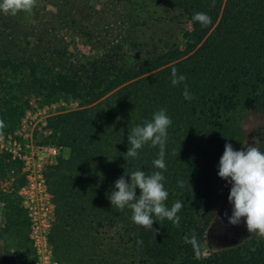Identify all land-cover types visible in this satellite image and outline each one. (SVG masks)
<instances>
[{
	"label": "trees",
	"instance_id": "obj_1",
	"mask_svg": "<svg viewBox=\"0 0 264 264\" xmlns=\"http://www.w3.org/2000/svg\"><path fill=\"white\" fill-rule=\"evenodd\" d=\"M164 1L190 16L194 43L213 29L189 58L167 65L173 52H166L142 62L141 71L130 76L127 72L132 69L125 70L124 79L119 78L122 66L114 64L107 71L118 70V74L103 75L104 62L88 79L40 75L36 65L31 67L30 87L85 102L82 109L55 118L53 137L70 148V157L45 172L55 195L53 242L62 264H264V238L209 255L203 254L202 245L210 221L205 211L214 191L212 159L234 141L229 117L245 103L264 111V0ZM195 13H206L211 23L202 26L193 20ZM8 63L15 72L19 69ZM173 67L187 77L193 99L184 98L183 84L172 85ZM8 104L9 115L4 113L8 117L23 114L21 108ZM160 109H166L172 120L165 146L166 171L154 167L159 147L150 143L138 150L137 158H125L131 128L151 121ZM137 170L146 175L162 171L169 193L167 207L176 201L183 204L177 213L179 227L165 218L154 221L149 230L132 221L131 209L119 211L112 206L108 194L115 181L121 176L130 181V173ZM114 231L119 236L100 242L104 233ZM193 233L200 244L199 258L184 240Z\"/></svg>",
	"mask_w": 264,
	"mask_h": 264
},
{
	"label": "rangeland",
	"instance_id": "obj_2",
	"mask_svg": "<svg viewBox=\"0 0 264 264\" xmlns=\"http://www.w3.org/2000/svg\"><path fill=\"white\" fill-rule=\"evenodd\" d=\"M193 29L190 16L164 0H37L31 12L13 16L0 11V121L4 123L0 128L4 160L0 163V264H62L53 242L55 195L45 172L70 157V148L53 137L55 118L82 109L85 102L30 87L31 67L36 65L40 75L88 79L104 62L103 75L116 76L118 70L107 71L114 64L122 66L119 78L124 79L125 70L132 69L127 72L130 76L141 71L142 62L166 52H173L167 65L196 54L213 29L197 43ZM8 62L19 69L15 72ZM8 103L23 114L8 117ZM229 121L234 149L246 150L251 144L264 149V111L257 105H241ZM47 146L58 147L59 153L49 155ZM222 155L213 156L211 163L214 191L205 211L210 221L203 238L204 255L226 248L212 240L213 235L226 233L232 240L239 226L246 233L233 244L262 239L242 223L230 225L232 211L225 219V194L231 184L218 175ZM110 235L119 236L117 231L104 233L100 242L106 243Z\"/></svg>",
	"mask_w": 264,
	"mask_h": 264
},
{
	"label": "clouds",
	"instance_id": "obj_3",
	"mask_svg": "<svg viewBox=\"0 0 264 264\" xmlns=\"http://www.w3.org/2000/svg\"><path fill=\"white\" fill-rule=\"evenodd\" d=\"M36 5L37 0H0V11L15 16L21 11L31 12ZM193 20L205 27L211 23V17L206 13H195ZM171 77L173 86L184 85L183 96L186 100L194 98L188 90L185 75L179 74L173 67ZM171 125L167 110L160 109L153 114L151 121L131 128L126 160L129 157L137 158L138 150L150 143L152 147H159L158 158L153 161L154 167L166 171L165 146ZM3 127L4 123L0 121V128ZM218 175L231 184L228 200L233 205L232 214H224L228 216V223L235 226L243 221L250 234L255 233L264 238V152L253 144L247 145L246 150H236L231 143H226ZM130 176V181L125 176L115 181L114 190L108 194L112 206L119 211L126 207L131 209L132 221L149 230L154 228V221H163L165 218L179 227L180 217L177 213L183 204L176 201L171 208L167 207L165 202L169 193L164 185L165 176L162 171L146 175L144 171L137 170L130 173ZM178 184L183 187L182 181H178ZM137 188L140 190L139 195ZM184 240L193 246L199 258L200 244L195 233L191 237L185 236Z\"/></svg>",
	"mask_w": 264,
	"mask_h": 264
},
{
	"label": "flooded vegetation",
	"instance_id": "obj_4",
	"mask_svg": "<svg viewBox=\"0 0 264 264\" xmlns=\"http://www.w3.org/2000/svg\"><path fill=\"white\" fill-rule=\"evenodd\" d=\"M230 189H231V186H230V188H229V190L226 192V194H225V211L223 212V213H225V212H230V211H232V209H233V205L229 202V200H228V196H229V194H230ZM227 217L225 216V219H226ZM242 224L241 225H243L244 224V226H246V223L245 222H241ZM244 233H246V232H243L242 231V227H240L239 226V228H237V232H236V234H235V237L232 239V240H229V237L226 235L225 236V234L226 233H223L222 234V236H216V235H213L212 236V240H216V241H221L222 243L221 244H218V245H220V246H222V247H230V246H232V245H235V244H233L234 242H237V237H239L241 234H244ZM228 240V242L227 243H225L226 241Z\"/></svg>",
	"mask_w": 264,
	"mask_h": 264
},
{
	"label": "built area",
	"instance_id": "obj_5",
	"mask_svg": "<svg viewBox=\"0 0 264 264\" xmlns=\"http://www.w3.org/2000/svg\"><path fill=\"white\" fill-rule=\"evenodd\" d=\"M44 150L48 152L49 155L56 156L59 153V148L56 146L44 147Z\"/></svg>",
	"mask_w": 264,
	"mask_h": 264
}]
</instances>
